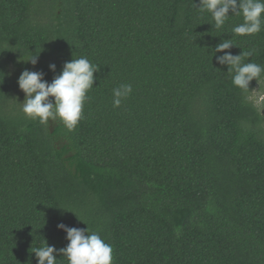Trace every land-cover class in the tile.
<instances>
[{"label": "trees", "instance_id": "1", "mask_svg": "<svg viewBox=\"0 0 264 264\" xmlns=\"http://www.w3.org/2000/svg\"><path fill=\"white\" fill-rule=\"evenodd\" d=\"M229 14L217 29L194 0H0V264L66 247L60 223L97 232L112 264H264V103L246 99L264 74L246 92L212 58L231 39L264 66V26L235 35ZM80 57L99 71L76 127L26 117L22 71L51 82Z\"/></svg>", "mask_w": 264, "mask_h": 264}, {"label": "clouds", "instance_id": "2", "mask_svg": "<svg viewBox=\"0 0 264 264\" xmlns=\"http://www.w3.org/2000/svg\"><path fill=\"white\" fill-rule=\"evenodd\" d=\"M194 5L201 12L211 13L217 29L225 25L230 12L231 15L242 16L243 22L231 29L238 36L257 34L264 26V0H199L198 4L194 0ZM234 46L231 39H224L212 50V58L215 57L219 65L227 66L235 87L250 92L251 81L255 79L258 83L264 74V66L251 61L242 62L244 57H251L253 53L233 55L230 49ZM39 53L31 55L26 61L35 66L39 61ZM49 69L55 73L56 65L49 64ZM98 71L99 67L86 57L65 62L60 74L55 75L51 82L45 80L43 71L24 69L17 80L19 89L25 94L21 111L26 117L39 120L42 125L54 124L59 120L69 130L74 129L82 118L87 93L93 88L96 80L94 74ZM132 90L131 84L114 88L113 107H120ZM246 99L254 100L255 97L248 96ZM260 100H264V96H260L256 102ZM57 228L66 232L69 243L64 248L56 249L45 240L43 245L31 250L37 264H56L57 255L66 257L68 264H112V246L97 232H90L88 226L81 229L60 223Z\"/></svg>", "mask_w": 264, "mask_h": 264}, {"label": "rangeland", "instance_id": "3", "mask_svg": "<svg viewBox=\"0 0 264 264\" xmlns=\"http://www.w3.org/2000/svg\"><path fill=\"white\" fill-rule=\"evenodd\" d=\"M22 96L25 97V94L23 92H22ZM260 96H264V81L256 87L253 93V97H255L254 101L256 102V100H258ZM263 103H264V100H260L259 103L256 102V105L259 106L260 104H263Z\"/></svg>", "mask_w": 264, "mask_h": 264}]
</instances>
